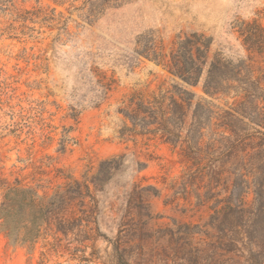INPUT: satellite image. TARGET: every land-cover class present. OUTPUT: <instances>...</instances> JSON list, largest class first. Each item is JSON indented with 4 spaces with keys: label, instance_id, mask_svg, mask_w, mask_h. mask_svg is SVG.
<instances>
[{
    "label": "rangeland",
    "instance_id": "rangeland-1",
    "mask_svg": "<svg viewBox=\"0 0 264 264\" xmlns=\"http://www.w3.org/2000/svg\"><path fill=\"white\" fill-rule=\"evenodd\" d=\"M79 7L0 0V172L9 185L49 196L68 176L95 181L101 237L87 247L67 248L62 234L48 230L30 247L14 245L0 231V264H118L113 243L136 185L155 189L140 192L153 217L144 233L153 238L137 242L148 255L130 264H156V255L169 246L158 238L160 229L191 225L216 233L210 224L214 201L201 206L198 195L207 190L197 191L209 183L188 178L190 165L180 148L161 139L120 136L118 109L133 95L181 87L196 96L195 103L212 100L201 85L191 87L138 56L151 39L169 54L186 37L203 36L211 42L210 61L251 63L264 84V54H250L239 33L244 23L264 29V0H131L91 25ZM94 70L115 81L107 96L100 94ZM116 158H124L123 167L108 172L104 164ZM234 184L235 177L226 176L213 193L233 192ZM253 198L251 193L248 201ZM133 215L139 220L136 210Z\"/></svg>",
    "mask_w": 264,
    "mask_h": 264
},
{
    "label": "trees",
    "instance_id": "trees-1",
    "mask_svg": "<svg viewBox=\"0 0 264 264\" xmlns=\"http://www.w3.org/2000/svg\"><path fill=\"white\" fill-rule=\"evenodd\" d=\"M129 1L57 0L63 5L80 4L76 10L90 25ZM239 33L250 54H264V29L257 22L244 23ZM210 49V40L193 34L169 54L151 39L138 56L164 66L170 75L191 87L201 85L212 100L195 103L194 94L174 87L150 97L133 95L118 109L121 137L161 139L180 148L190 165L188 178L209 183L197 188L198 192L207 190L204 196L198 195L200 205L214 201L210 224L216 233L209 236L191 225L160 229L158 238L163 237L169 246L163 255H156V264H264V84L255 78L251 63L234 65L221 57L210 61ZM93 76L98 78L100 94L107 96L115 81L95 70ZM222 99L228 101L224 106L214 102ZM123 159L109 160L104 167L108 172L120 171ZM226 176L235 177L233 192L225 188L213 193ZM66 180L49 196L36 188L9 185L0 172L1 233L14 245L30 247L48 230L62 234L67 248L95 242L101 237L96 219L98 201L92 191L96 183H82L72 176ZM140 188L136 185L130 195L113 243L118 264H130L135 256L143 260L148 253L137 242L153 238L144 233L153 217L140 192L155 189ZM251 193L254 198L249 202ZM135 210L139 220L133 215Z\"/></svg>",
    "mask_w": 264,
    "mask_h": 264
}]
</instances>
